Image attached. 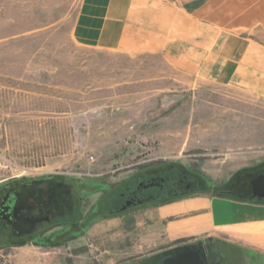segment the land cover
<instances>
[{
  "label": "rangeland",
  "instance_id": "1",
  "mask_svg": "<svg viewBox=\"0 0 264 264\" xmlns=\"http://www.w3.org/2000/svg\"><path fill=\"white\" fill-rule=\"evenodd\" d=\"M80 4L0 0V181L55 176L80 189L83 215L99 204L72 241L34 243L52 257L99 264H140L202 244L210 264H234L221 260L218 239L170 241L154 212L231 189L250 195L247 182L264 172V97L182 74L161 55L80 44ZM148 173L177 186L195 180L199 189L124 211L121 194ZM215 208L220 214L219 202ZM32 243L0 245V260L38 255L43 249Z\"/></svg>",
  "mask_w": 264,
  "mask_h": 264
},
{
  "label": "crops",
  "instance_id": "2",
  "mask_svg": "<svg viewBox=\"0 0 264 264\" xmlns=\"http://www.w3.org/2000/svg\"><path fill=\"white\" fill-rule=\"evenodd\" d=\"M73 36L103 50L161 55L182 74L264 97V0H81ZM154 213L156 221H166L170 241L214 238L225 244L221 260L264 264V198L254 188L246 197L229 193L181 199ZM32 245L43 250L0 264L100 261L66 260V254L56 258ZM68 249L69 257L81 254Z\"/></svg>",
  "mask_w": 264,
  "mask_h": 264
},
{
  "label": "flooded vegetation",
  "instance_id": "3",
  "mask_svg": "<svg viewBox=\"0 0 264 264\" xmlns=\"http://www.w3.org/2000/svg\"><path fill=\"white\" fill-rule=\"evenodd\" d=\"M257 176L247 183L251 194L254 188L251 181ZM168 181L163 175L157 178L155 173H148L137 184L132 182L126 187L127 196L121 194L125 199L121 208L125 211L143 202L192 194L199 189L195 180L184 179L183 184H178L180 186L175 185V180L169 184ZM227 191L234 193L232 189ZM98 205L97 202L91 214L83 215L80 189L55 176L6 179L0 183V245L41 241L59 245L72 241L81 233L84 224L100 214ZM209 244H213L212 240ZM197 247L202 251L206 248L202 244ZM215 247L223 252V246Z\"/></svg>",
  "mask_w": 264,
  "mask_h": 264
},
{
  "label": "water",
  "instance_id": "4",
  "mask_svg": "<svg viewBox=\"0 0 264 264\" xmlns=\"http://www.w3.org/2000/svg\"><path fill=\"white\" fill-rule=\"evenodd\" d=\"M254 194L264 197V173L251 182ZM209 257L197 245L177 246L158 253L140 264H210Z\"/></svg>",
  "mask_w": 264,
  "mask_h": 264
},
{
  "label": "bare ground",
  "instance_id": "5",
  "mask_svg": "<svg viewBox=\"0 0 264 264\" xmlns=\"http://www.w3.org/2000/svg\"><path fill=\"white\" fill-rule=\"evenodd\" d=\"M198 200H200V199H198ZM193 201V200H192ZM191 200H190V202L191 203H194V202H192ZM187 202H189V201H187ZM186 203V202H185ZM191 203H188V204H191ZM202 203V202H201ZM196 204H199V203H196ZM189 206V205H188ZM186 208H187V206H186ZM164 210V209H163ZM166 210V209H165ZM168 210V209H167ZM184 210H185V208H184ZM165 213V212H164ZM18 226H20V225H18ZM18 229V228H17Z\"/></svg>",
  "mask_w": 264,
  "mask_h": 264
},
{
  "label": "built area",
  "instance_id": "6",
  "mask_svg": "<svg viewBox=\"0 0 264 264\" xmlns=\"http://www.w3.org/2000/svg\"><path fill=\"white\" fill-rule=\"evenodd\" d=\"M8 179H10V178H8ZM5 180H6V179H5ZM3 181H4V180H3ZM3 181H0V183L3 182Z\"/></svg>",
  "mask_w": 264,
  "mask_h": 264
},
{
  "label": "trees",
  "instance_id": "7",
  "mask_svg": "<svg viewBox=\"0 0 264 264\" xmlns=\"http://www.w3.org/2000/svg\"><path fill=\"white\" fill-rule=\"evenodd\" d=\"M248 183V182H247Z\"/></svg>",
  "mask_w": 264,
  "mask_h": 264
}]
</instances>
